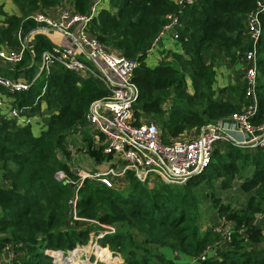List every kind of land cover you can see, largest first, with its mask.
<instances>
[{
    "label": "trees",
    "instance_id": "obj_1",
    "mask_svg": "<svg viewBox=\"0 0 264 264\" xmlns=\"http://www.w3.org/2000/svg\"><path fill=\"white\" fill-rule=\"evenodd\" d=\"M12 1L20 16H6L5 25L0 26V40L17 48L18 31L25 20L36 11L60 5L62 0ZM174 1L111 0V10H102L90 28L104 45L125 57L138 58L134 82L140 95L134 115L138 121L149 118L157 123L165 143L187 132H199L247 105L245 83L216 91L215 66L223 59L238 63L248 49L246 20L257 0H195L180 19L179 50L170 52L158 66L149 67L148 50L166 24L167 15L175 11ZM70 2L79 13L89 10L90 0ZM262 25L257 48L260 79L258 111L253 118L256 125L264 123V16ZM51 48L49 39L39 35L33 58L26 51L13 71L0 65V73L13 78L24 73L32 82L39 73L42 53ZM224 92L236 95L238 101L224 99ZM107 95L98 80L83 79L62 67L43 72L28 91L12 95L15 108L29 107L34 113L45 102L50 117L39 137L31 127L14 129L0 119V248L22 244L24 252L22 260L9 264H54L48 250L67 254L77 246H87L91 234L100 236L108 231L106 227L115 228V232L99 238V243L118 253L124 264H190L180 259L193 260L223 240L222 233L203 229L200 224L202 185L211 191L218 218L233 226L227 248L193 264H264V231L254 225L264 212V150L220 144L207 170L184 185L157 180L150 186L133 173H128L125 185L117 188L86 180L77 202L78 217L86 221L72 220L69 202L77 185H65L55 175L64 171L74 182L79 178L60 155L70 157L68 135L84 122L91 104ZM84 137L87 153L97 163L111 159L103 147L92 146L90 136ZM248 168L254 172L241 185L247 195L245 206L237 209L225 204L216 196L217 185L224 192L230 191L242 170ZM109 249L103 250L111 253ZM167 251L179 257L168 256ZM80 256L76 253V258ZM69 258L70 264H78Z\"/></svg>",
    "mask_w": 264,
    "mask_h": 264
},
{
    "label": "built area",
    "instance_id": "obj_2",
    "mask_svg": "<svg viewBox=\"0 0 264 264\" xmlns=\"http://www.w3.org/2000/svg\"><path fill=\"white\" fill-rule=\"evenodd\" d=\"M110 1L90 0L89 10L84 14L74 11L69 6L62 7L56 16L36 11L30 16L36 28L19 48L4 47L0 41V65L10 69L22 63L26 51L30 52L32 58L35 56L29 42L37 35L59 32L70 41L69 46L55 44L42 53L39 73L32 82L0 74V119L9 122L14 129L32 127L36 117L29 107L15 108L4 99L3 94L28 91L43 72L50 73L49 69L62 67L83 79H96L108 91L106 97L91 104L84 122L75 127L76 131L87 132L95 138V145L103 147V153L111 156L107 169L84 172L77 168L76 175L79 178L77 182L64 171H59L55 175V178L65 185H77L69 202L70 216L74 221H86L79 218L77 213L79 190L86 180L98 182L108 188H117L125 182L128 173H133L142 183H150L155 177L169 185H184L207 170L212 162L213 153L220 144H232L249 151L264 150V123L259 125L253 123L258 111L257 87L260 73L257 48L263 34L264 0H257L255 8L248 14L245 32L249 45L239 60L244 67L247 105L227 119L206 125L199 132L192 131L195 135L189 136L185 133L168 143L163 141L162 132L155 122L147 121V118L138 121L134 115V106L140 95L139 87L134 82L135 71L140 66L138 58L125 57L101 43L90 32L91 24L101 11L110 5ZM194 3L195 0L174 1L175 11L167 15L166 24L148 52L156 48L166 36L177 44L179 29L182 27L181 16L184 10ZM66 150L70 156L76 157V150L69 141ZM70 172L73 174L71 169ZM255 223L264 228V212L256 218ZM232 226L233 223L221 220V225L216 231L222 233V243L209 247L197 261L203 262L209 256H217L223 247H228L231 243ZM106 229L108 231L99 238L115 232L113 227ZM21 247L22 244L17 247L6 244L0 248V261L4 257L13 258V261L18 260L16 257H23ZM78 248L77 246L66 256L63 251L48 250L46 253L53 258L54 264H66L70 254Z\"/></svg>",
    "mask_w": 264,
    "mask_h": 264
},
{
    "label": "crops",
    "instance_id": "obj_3",
    "mask_svg": "<svg viewBox=\"0 0 264 264\" xmlns=\"http://www.w3.org/2000/svg\"><path fill=\"white\" fill-rule=\"evenodd\" d=\"M66 6H69L74 11H76L75 8L73 7V5L71 4L70 0H62L60 5L53 7V8L46 9V10H44V12L48 15L56 16L59 14L60 9L62 7H66ZM104 10H111V4L107 5L104 8ZM13 15L20 16L19 9L13 3V1L12 0H0V26L5 25L6 16H13ZM30 16L25 20L24 24L22 25V27L18 31V40H19L20 46L22 45L23 42H25L29 38L31 31H33L34 28H36V24L30 18ZM37 36H39V35H37ZM37 36L33 40H30V42H29V46L33 47V51H34V47L36 44ZM43 36L47 37L52 45H55V44H58L61 46H69L70 45V41L66 37H64L62 34H60L59 32H48V33L43 34ZM162 43H163V40L160 44H162ZM2 45L4 47L9 48L8 45H4L3 43H2ZM19 47H17V48H19ZM175 50H179V46L175 42H173V40L171 38H169L167 40V43L162 45V47L159 49V51L154 56L149 58V55L151 52H148L147 57H146V64L149 67H156L160 64L161 61L165 60L166 56L170 52L175 51ZM34 54H35V52H34ZM160 54H161V56H160ZM163 57H164V59H162ZM170 59H171V57L168 60H170ZM49 70H50V72L53 71V69H49ZM9 71H13V69H10ZM215 71H216L215 89L218 93L227 87L239 86V85L245 83L244 82V67L240 62L230 63V61L227 59L220 60L217 62L216 66H215ZM0 74L6 76L3 73H0ZM7 77H10V76H7ZM11 78H13V77H11ZM14 79H25V80L29 81V79L26 77V75L24 73H21L17 78H14ZM3 95H4L5 100H7L8 102L13 104V101H14V98L12 96L13 94L4 93ZM221 97H223L224 99L231 101V102H237L238 101L237 96L234 94H230V93L224 92L221 94ZM169 107H170L169 103L165 105L166 109H169ZM244 107H245V105L243 106V108ZM31 113L32 114L34 113L32 111V109H31ZM35 114H36V119H35L36 123L31 127V129H32L33 134L35 136L39 137L47 129V121L50 117V113L47 109V104L45 102H43L40 106L39 112H36ZM147 119H149V118H147ZM38 122H42V123H38ZM85 135L90 136V139L92 142L91 144L94 148H100V147H97L95 145L96 139L93 138L91 135H89L87 132L80 133L78 131H75L68 137L69 138L68 141H69V144H72L74 146L76 153H77L76 157L70 156L68 158V157H64V155H60L62 160L67 162L71 171L73 172V175H75V176H77L76 175L77 168L82 169L84 172H92V171H96V170L104 171L107 169L108 163L110 161V160L109 161L106 160L103 163L99 164L95 161L94 158H92L90 155H88V153H87L88 145H87V141L85 140V137H84ZM187 135L192 136L195 134H194V132L191 131L189 133L187 132ZM78 148H81V149L83 148L84 154L78 153ZM253 172H254L253 168H248V169L242 170V173L235 180V182L242 184L246 178L252 177ZM219 221H221V220L219 219ZM214 229H216V228H214ZM262 229L264 230V228H262ZM223 248H225V247H223Z\"/></svg>",
    "mask_w": 264,
    "mask_h": 264
},
{
    "label": "rangeland",
    "instance_id": "obj_4",
    "mask_svg": "<svg viewBox=\"0 0 264 264\" xmlns=\"http://www.w3.org/2000/svg\"><path fill=\"white\" fill-rule=\"evenodd\" d=\"M169 38H170L169 36H166L163 39V43L158 45L156 48H154L151 51L149 58L154 56L159 51V49L162 47V45L167 43V40ZM160 56H161V54H160ZM162 59H164V57ZM33 115L36 117L35 113H33ZM149 120H151V119H148L147 121H149ZM151 121H153V120H151ZM35 123L36 122H34V124ZM38 123H42V122H38ZM158 127L160 129L159 125H158ZM83 150H84L83 148L82 149L78 148V153L84 154ZM157 180H158V178H155V177L152 178L149 185L153 186ZM124 185L125 184L123 183L122 187ZM233 185L235 186V188L232 187V189L228 192L222 191L217 185L216 196L219 197L220 199H222V201L225 204H232L234 206V208L240 209L241 207L245 206L247 195L241 191V185H242L241 183L235 182ZM200 190H201V193H200L201 195L199 194L200 199H201V220H200V224H201L203 229L217 230L219 225H221V221H219L217 211L214 208L213 202L210 198L211 191L207 188L206 185L200 186ZM254 225H256V223ZM214 228H216V229H214ZM222 241L219 242L218 244H221ZM78 247H79L78 250H76L70 254L71 258L76 259L78 264H124L123 258H121V256L118 253H116L110 249L109 250L111 253H109L108 250H103L106 248H103L101 246V244L99 243V236H95V233L91 234V239H90L87 246H84V247L78 246ZM83 248H85V249H83ZM78 252L81 253L80 258L79 257L76 258V253H78ZM166 254L168 256H171V257L173 256L174 258L179 257L177 255V253L171 254L170 252L167 251ZM66 255L67 254H65V256ZM16 258L18 260L23 259L22 256H19V258L18 257H16ZM197 258H194L193 260H190V259L185 260L184 258H182V259H180V261L193 264V263L198 262ZM14 260H16V259H14ZM9 262H13V258L4 257L0 261V264H9Z\"/></svg>",
    "mask_w": 264,
    "mask_h": 264
},
{
    "label": "water",
    "instance_id": "obj_5",
    "mask_svg": "<svg viewBox=\"0 0 264 264\" xmlns=\"http://www.w3.org/2000/svg\"><path fill=\"white\" fill-rule=\"evenodd\" d=\"M66 264H70V262L69 261H66Z\"/></svg>",
    "mask_w": 264,
    "mask_h": 264
}]
</instances>
